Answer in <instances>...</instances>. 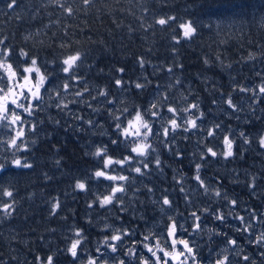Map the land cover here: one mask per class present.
<instances>
[{"label": "trees", "instance_id": "trees-1", "mask_svg": "<svg viewBox=\"0 0 264 264\" xmlns=\"http://www.w3.org/2000/svg\"><path fill=\"white\" fill-rule=\"evenodd\" d=\"M9 2L0 0V40L5 42L0 49L11 48L13 61L24 49L29 63L36 57L47 69L55 68L61 77L56 81L59 84L63 83L60 60L79 52L82 63L76 75L86 82L92 96L103 89L114 104L97 103L85 93L84 100L92 103L96 113L83 104H69L70 111L61 112L46 97L41 110L29 117L36 130L27 135L28 151L17 155L32 167L0 175V190L13 191L15 201L11 216L0 213V264H39L37 257L46 262L49 255L54 264H82L81 259L73 260L66 251L76 229L82 230L84 237L80 258L96 255L95 249L102 247L101 238L111 233L109 228H127L134 234L147 231V222L141 220L145 211L136 198L141 184L137 174L122 173L130 177L126 196H122V203L105 208L96 200V192L103 194L100 183L104 180L90 177L103 165L102 159L92 155L97 147L107 145L114 158L127 154L123 145L117 148L111 144L116 137L106 109L147 107L156 97L157 85L159 92L169 98L167 103L181 108L187 103H198L204 117L200 130L178 132L171 150L160 143L163 137L151 139L157 149L152 154L161 160L157 167L148 157L149 169L161 171L153 177L154 182L158 178L171 179V184L176 185L182 175L189 178L182 170L195 169V164L200 163L195 152L205 141L199 139H207L206 145L220 152L216 139L227 134L235 139L234 156L226 160L222 155H208L201 168L210 169L209 174L220 173L216 179L221 180L214 183L237 187L235 213H248L251 217L255 212L264 221V148L257 143L261 133L264 135V96L239 91L240 87L255 89L264 83V0H92L89 5L83 0H17V6L11 10L7 7ZM59 4L71 7L72 15ZM168 16L176 19L165 26L156 23L158 18ZM189 20L196 33L185 39L180 24ZM117 79L123 81L122 89L116 86ZM137 82L145 87L136 89ZM83 86L74 85L72 91ZM229 97L238 111L226 104ZM74 99L71 92L64 94L65 103ZM167 103L163 105L165 114ZM76 115L83 116L85 121L92 119L96 126L77 121ZM214 124L222 125L216 137L209 138L207 129ZM6 135V130L0 129V139H7ZM3 147L0 145V149ZM177 151L182 153L180 159L175 156ZM4 154L0 151V156ZM137 166L142 164L134 162L127 168ZM116 171L120 172L119 166ZM146 178L148 182L143 184L151 185L152 176ZM78 180L86 182L87 191L75 189ZM251 184L254 187H249ZM148 188L144 194L147 198L151 194ZM57 201L59 207L53 214ZM5 202L12 201L0 195V204ZM89 204L93 206L90 208ZM105 224L110 227L105 228ZM221 229L228 235L235 234L225 225ZM261 230L262 223L258 232ZM238 244L242 254L247 253L255 264H264L258 254L264 248H253L249 238L240 234ZM130 260L128 257L127 261ZM242 262L239 258V264Z\"/></svg>", "mask_w": 264, "mask_h": 264}, {"label": "snow or ice", "instance_id": "snow-or-ice-1", "mask_svg": "<svg viewBox=\"0 0 264 264\" xmlns=\"http://www.w3.org/2000/svg\"><path fill=\"white\" fill-rule=\"evenodd\" d=\"M55 2L58 3V0H55ZM83 3L89 5L92 3V0H83ZM16 6L17 0H10L7 4L10 10ZM59 6L68 15H72L73 9L71 7H65L63 4H59ZM17 18L19 19V17ZM175 19L172 16L161 17L156 20V23L160 26H165ZM180 28L183 30V38L185 39H191L196 33V28L190 20L181 23ZM174 39L179 42L178 38L174 37ZM4 43V40H0V45ZM12 56L13 50L11 48L0 49V129L6 130L7 133V139H0V145H4L0 151L5 153L0 156V175L12 169L32 167V164L17 155V153L28 151L26 138L29 132H35L36 124L27 118L34 117L37 111L41 110L42 106L46 104V97L61 112L69 110V104H83L96 113L98 110L93 107L92 103L84 100L85 93H88L91 100L97 103L107 104L109 106L114 104V100L109 99L108 92L103 89L99 90L95 96H92L86 82L76 75V69L82 63V54L79 52L67 54L60 60V72L63 74L62 84L56 83L61 77L57 75L55 68L51 70L47 69L45 65L38 62V58L36 57H32L29 63V54L24 49L19 51L16 61L12 60ZM143 63V60H141L142 67ZM119 71L123 72V69ZM79 84H83V88L72 91L74 85ZM115 84L118 88H123L122 80L117 79ZM134 86L138 90L145 87L144 84L139 82L135 83ZM159 87L157 85L156 97L148 103L147 107L135 106L129 109L125 106L123 108H117L116 110H113L111 107L106 109L108 117L111 120L113 134L116 137L115 139H111V144L117 148L123 145L127 150V154L123 155L122 158H114L109 155L107 145L97 147L92 153L96 158L103 160V165L92 173L90 179H103L111 182L106 186L110 188V192L107 194H99L96 197L101 208L123 202L122 196L118 194L127 191L125 184L130 180L128 175L122 174L124 171H132L137 176H143L145 174L143 170L149 169L148 157L151 153L157 151L151 143L152 137L155 136L157 139L163 137L160 143L164 148L171 150L178 132L191 133L201 128L204 113L200 111L198 103H187L182 108L167 103L169 98L159 92ZM239 91H252L257 97L264 96V83L259 85L258 89L240 87ZM70 92L76 99L65 103L64 94ZM101 97L104 99L100 100L99 98ZM184 99L186 100L187 98L184 97ZM225 102L233 111L239 110L237 105L233 103L231 97ZM165 103H167L166 112L169 114L168 116L163 114L165 111L163 105ZM48 106L50 107L51 105ZM196 112H199V115H196ZM74 119L87 124L89 127L96 126V122L92 119L85 121L81 115L74 116ZM157 121L160 122L159 129L156 128ZM56 123L59 124V121H56ZM220 127V124H214L212 127H209L207 129V137L215 138ZM240 135L245 137L244 143L248 144L249 140L245 134L241 132ZM185 138L187 139V137ZM258 143L261 148H264V135L259 137ZM223 145L224 148L220 152L215 151L212 147L205 146L206 151L201 152L200 159L204 160L208 155L213 158L222 155L226 160L233 157L234 140L227 134L223 136ZM9 151L11 152L10 156L7 155ZM175 156L177 159H180L182 153L177 151ZM137 157L143 159L137 161ZM134 162L141 163L142 167H126ZM155 164L157 167L161 166L159 156L156 157ZM116 166H119L120 172L116 171ZM201 167L202 165L200 163L195 164L196 174L193 179L197 182L199 188L203 189L204 195L215 196L225 200L230 208L229 212L225 213L221 209L212 210L210 206L192 211L185 218V222L187 219L192 220L191 231H189L177 216L169 214L173 209V201L165 194L160 201L154 203L161 205L159 212L162 214V218L164 215H167V223L162 229L158 230H153L156 228L153 225L145 233H141L139 239H132L131 246L124 249L125 257H129L133 261L138 259L139 264H203L198 237L207 231L209 233V241L212 240L213 236H224L226 238V246L221 249L222 254L218 253L215 260L210 262V264H233L229 249L235 253L236 257L242 259L245 264H255L252 257L246 254L242 255V249L237 251V249H240V245L236 238L228 236L226 232L212 228L206 229L204 219L200 213L211 215L212 219L219 221L221 225H227L229 217L239 221V226L235 227V231L240 233L241 236L247 235L252 246L258 250L264 248V230L255 234L254 239H252V236L254 234L255 222L264 224V221H260L255 212L247 220L244 216L235 213L233 209L237 206V200L229 199L218 188L210 191L208 185L200 176ZM176 182L178 184L180 183V181ZM249 187H254V185H249ZM75 189L79 191L88 190L86 182L79 180L75 184ZM179 190L181 193H185L184 199L187 202L188 196L185 188L181 186ZM148 191L152 192L153 189L148 188ZM0 195L12 201L11 203L5 202L0 204V213H3L4 216H11L15 204L13 191L4 188L0 190ZM92 206V204H89L90 208ZM58 207L59 202L57 201L52 207L53 214H55ZM104 227L109 228L110 225L105 224ZM132 236L133 230L116 228L110 236L106 235L104 237L101 242L102 247L95 249L96 255L87 256L86 264H109V260L112 261V264H128L126 259H117V255L120 252L121 246L125 245L126 238ZM83 240L82 230L76 229L73 233L71 243L66 249L73 260L80 259L79 250ZM258 254L264 259V251H259ZM37 261L39 264H54L52 255L47 257L46 262L40 257H37ZM236 264H239V260L236 261Z\"/></svg>", "mask_w": 264, "mask_h": 264}, {"label": "flooded vegetation", "instance_id": "flooded-vegetation-1", "mask_svg": "<svg viewBox=\"0 0 264 264\" xmlns=\"http://www.w3.org/2000/svg\"><path fill=\"white\" fill-rule=\"evenodd\" d=\"M199 140L206 141L207 139L206 140L205 139H199ZM217 140L219 141V143H217L218 144L217 149L221 151L224 148L223 137L218 138ZM202 151H205L203 145L201 147H199V150L197 152H195V154H197L198 157H200V154H201ZM202 162H204L206 164V157H205L204 160L200 159V164L201 165H203ZM209 170H206L205 168H201L200 169V176L205 181V183L208 185L210 191L218 188L222 193L226 194L229 199L237 200V204H238L237 187L235 185H234L235 186L234 187L232 185L228 186L227 184L220 185L219 183H213V182H219L221 180V178H220V180L216 179V176L219 177L220 173L217 171L216 173H212L210 175L209 174V172H210ZM143 171H145V174L143 176H138V179L140 178L139 182L141 184L138 187L139 190L136 192V198L140 199L137 202L141 205V207L145 211L144 212V217H142L141 220H142V222H145V223L147 222V226H149V227H147L148 229L152 228L153 225L156 226V228L153 229V230L162 229L164 227V225L167 223V215H164L163 218H162V214L159 212V208H160L161 205L159 203H154V202L160 201L162 199L163 195H165V194H167L170 197V199L173 201V209L170 211L169 214L177 216V218L180 220V222L185 224L186 228L189 227L188 228L189 231H191L192 220L191 219H187V221L185 222V218L188 216V214L190 212L197 211V210L203 209L204 207H208V206H210L212 210L221 209L225 213H228L229 210H230V208H229V206H228V204H227V202L225 200H223L221 198L217 199V197H215V196H209V195H204L203 194V189L199 188L197 182L193 179V177L196 174L195 173V169L182 170V172H185L187 174L186 176H189V178H185L184 177L185 175H182V180L180 181L179 184L176 182L177 183L176 185L171 184V182H172L171 179L165 181V179L160 180V178H158L157 181H155V182H160V184H155L153 177L154 176H159L161 171L155 170V169H147V170H143ZM207 174H208V176H207ZM146 176H152L151 185H147V183H145L146 185L143 184V182H148V179L146 178ZM209 178L210 179L212 178L213 180L212 179L210 180ZM210 181H213L212 182L213 184H211ZM147 186L148 187L150 186V188L153 189V191L150 192L151 194H150V196L148 198L144 197L145 190H146ZM181 186H183L185 188V190H186V194L188 196V201L187 202L184 199L185 193H181L180 190H179ZM125 187H126V185H125ZM228 190H229V192H228ZM147 191H148V189H147ZM126 192L122 193V194H119V195H121V196L125 195L126 196ZM220 202H222V203L220 204ZM217 206L218 207L220 206V208H218ZM214 207H215V209H214ZM200 214L202 215V218L204 219V226H205L206 229L207 228H212V227H210V225H212V226H215V228H212V229L221 231V225H220L219 221L213 220L211 215L208 216L207 214H204L202 212ZM206 220H208V221H206ZM225 226L227 228H229L231 231L235 232V234L228 235V236L234 237V238H236L238 240V234H240V233H237L235 231V227L237 226L236 220H233L231 217H229L228 223ZM141 233H143V232H141ZM141 233H139V232L136 233V234L133 233L132 237L126 238V243L130 242L132 239H139ZM198 242H199V244L201 246L200 255H201L202 259H203V264H210V262L214 261L216 256H217V254L218 253L222 254L221 253V249L226 246V238L224 236H213L212 240L209 241V233L207 231H205L202 234H200V236L198 237ZM207 244H209V245H207ZM124 246H126V244L121 246V249H120V252H119L118 256H120L119 259L123 258V259L127 260L128 257L124 256V251H123ZM130 246H131V244L128 247H130ZM204 254H206V255H204ZM230 256L233 259V264H236V261L239 260V258H236L231 253H230ZM128 264H139V261H138V259H136L135 261L130 260Z\"/></svg>", "mask_w": 264, "mask_h": 264}, {"label": "rangeland", "instance_id": "rangeland-1", "mask_svg": "<svg viewBox=\"0 0 264 264\" xmlns=\"http://www.w3.org/2000/svg\"><path fill=\"white\" fill-rule=\"evenodd\" d=\"M255 89H258V87L256 86L255 87ZM165 116H168L169 114L168 113H163ZM196 115H198V114H196ZM27 119H29V117L27 118ZM159 127H160V122L159 121H157L156 122V128L157 129H159ZM5 137H7V135L5 136ZM152 138H156L155 136L154 137H152ZM150 157H151V162L152 163H155L154 162V159H156V155L155 154H150ZM137 158H139V157H137ZM140 159V158H139ZM129 166H131V165H128V166H126V167H129ZM135 168V167H134ZM133 173V172H132ZM135 173V172H134ZM136 174V173H135ZM109 183H111V182H109ZM107 184H108V181H106V180H104V182H102V183H100V185H101V187H102V189H103V194H107L108 192H110V188H107L106 186H107ZM127 184H129L128 182L125 184V185H127ZM94 193H95V191H94ZM96 194L97 195H99V194H101V193H99V192H96ZM242 216H244L245 218H246V220L247 219H250V215L248 214V213H245L244 215H242ZM258 216V215H257ZM259 220L261 221V218H259ZM236 223H237V226H239L238 224H239V221H236ZM261 223H259V222H255V229H254V234H253V236H252V239H254L255 238V234H258L259 232H258V229H259V225H260ZM115 229H113V228H109V230H107L108 232H111V233H109V235L108 236H110L111 234H112V232L114 231ZM245 237H248L247 235H244ZM102 239L103 238H101V240L99 241V243L101 244V242H102ZM126 244V246H124V249L126 248V247H128L130 244H131V241L130 242H127V243H125ZM102 245V244H101ZM124 249H123V251H124ZM239 250H241V248L240 249H237V251H239ZM233 254L234 256H235V253L231 250V249H229V254ZM119 257L120 256H118L117 255V259H119ZM236 257V256H235ZM236 258H238V257H236ZM81 259V262H82V264H86V260H87V257L86 258H80ZM132 260V259H131ZM128 263H129V261H128ZM109 264H112V261L111 260H109Z\"/></svg>", "mask_w": 264, "mask_h": 264}, {"label": "bare ground", "instance_id": "bare-ground-1", "mask_svg": "<svg viewBox=\"0 0 264 264\" xmlns=\"http://www.w3.org/2000/svg\"><path fill=\"white\" fill-rule=\"evenodd\" d=\"M260 75V74H259ZM261 84V83H260ZM253 87V86H252ZM248 88H251V87H248ZM220 95V94H219ZM222 96V95H221ZM256 97V96H255ZM230 117V116H229ZM258 118V117H257ZM262 119V118H261ZM205 120V119H204ZM206 122H204V124H205ZM222 125V124H221ZM226 125H228V124H226ZM225 126V125H224ZM228 127V126H227ZM233 129V128H232ZM226 129H224V131H225ZM222 131V130H221ZM227 131V130H226ZM194 133V132H193ZM205 133V132H204ZM264 134V133H263ZM195 135V134H194ZM203 135H205V134H203ZM218 135H219V133H218ZM261 135H262V133H261ZM257 136V135H256ZM192 139V138H191ZM187 140V139H186ZM206 140V139H205ZM217 140V139H216ZM235 140V139H234ZM190 141V140H189ZM188 141V142H189ZM208 141V140H207ZM239 141V140H238ZM192 142V141H191ZM204 142V141H203ZM217 142H218V140H217ZM236 142V141H235ZM208 143V142H207ZM258 143V142H257ZM183 144H184V142H183ZM196 144V143H195ZM212 144H214L213 142H212ZM235 144V143H234ZM218 145V144H217ZM236 145H238V144H236ZM199 146V145H198ZM207 146V145H206ZM187 147V146H186ZM204 147V146H203ZM208 147V146H207ZM220 147V146H219ZM184 148L185 147H183V150H184ZM214 148V147H213ZM222 148V147H221ZM233 149H234V147H233ZM186 151H187V149H185ZM190 150V149H189ZM236 150V149H235ZM216 151V150H215ZM189 152V151H188ZM192 152V151H191ZM190 152V153H191ZM219 152V151H218ZM192 155V154H191ZM193 157H194V155H193ZM195 157H196V155H195ZM228 160V159H227ZM222 163V162H221ZM219 164V163H218ZM236 164V163H235ZM228 166V165H227ZM239 166V165H238ZM207 169V168H206ZM215 169V168H214ZM209 170V169H208ZM263 170V169H262ZM210 171V170H209ZM215 171V170H214ZM207 173V172H206ZM210 173V172H209ZM214 173V172H213ZM222 173V172H221ZM211 175V174H210ZM207 176H208V174H207ZM213 176V175H212ZM243 177V176H242ZM241 177V178H242ZM191 179V178H190ZM210 179V178H209ZM208 179V180H209ZM212 179V178H211ZM210 179V180H211ZM213 180V179H212ZM208 182V181H207ZM211 182V184H213L214 182L213 181H210ZM209 182V183H210ZM213 182V183H212ZM251 182V181H250ZM208 183V184H209ZM218 185V184H217ZM252 185V184H251ZM179 186V185H178ZM163 187V186H162ZM225 188V187H224ZM249 190V189H248ZM231 191V190H230ZM225 192V191H224ZM228 192H229V190H228ZM234 193V192H233ZM229 194V193H228ZM231 194V193H230ZM232 195V194H231ZM216 199V198H215ZM218 199V198H217ZM220 201V200H219ZM222 202H220V204H221ZM252 204V203H251ZM255 204V203H254ZM256 205V204H255ZM221 206V205H220ZM220 206L218 207V208H220ZM209 207V206H208ZM214 209H215V207H214ZM209 216V215H208ZM208 218V217H207ZM206 221H208V220H206ZM213 221V220H212ZM213 223V222H212ZM209 224V223H208ZM211 224V223H210ZM214 224V223H213ZM217 224V223H216ZM210 226H212V225H210ZM218 227V226H217ZM146 228V227H145ZM189 228V227H188ZM215 228V227H214ZM223 228V227H222ZM225 228V227H224ZM148 229V228H147ZM222 230V229H221ZM224 230V229H223ZM226 230V229H225ZM220 231V230H219ZM234 233V232H233ZM235 236V235H234ZM217 238V237H216ZM223 238V237H222ZM206 239V238H205ZM208 239V238H207ZM240 239V238H239ZM241 240V239H240ZM223 241V240H222ZM243 241V240H242ZM205 242V241H204ZM217 243V242H216ZM212 244V243H211ZM207 245H209V244H207ZM217 245V244H216ZM220 245V244H219ZM248 247V246H247ZM254 248V247H253ZM209 249V248H208ZM216 249V248H215ZM246 249V248H245ZM257 249V248H256ZM247 250H249V249H247ZM251 250V249H250ZM253 250V249H252ZM218 251V250H217ZM254 251V250H253ZM209 253V252H208ZM244 253V252H243ZM251 253V252H250ZM247 254V253H246ZM204 255H206V254H204ZM243 255V254H242ZM241 260V259H240ZM212 261V260H211ZM242 263H245V262H242ZM241 263V264H242Z\"/></svg>", "mask_w": 264, "mask_h": 264}]
</instances>
